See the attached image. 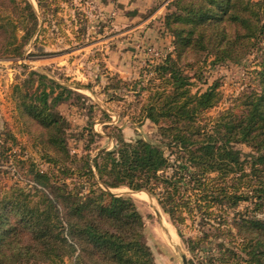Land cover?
Instances as JSON below:
<instances>
[{"label":"trees","instance_id":"trees-1","mask_svg":"<svg viewBox=\"0 0 264 264\" xmlns=\"http://www.w3.org/2000/svg\"><path fill=\"white\" fill-rule=\"evenodd\" d=\"M0 2L12 8L0 14L3 57L22 59L30 44L39 54L27 58L52 55L45 48L53 28L69 43L63 52L77 49L78 20L70 17V35L62 30L67 0ZM168 6L162 25L173 37L172 50L134 83L148 92L138 122L157 127L156 142L118 135L113 150L94 158L71 155L70 125L59 106L82 96L38 71L14 86L19 112L43 132L50 168L29 170L40 187L30 195L12 188L0 197V264H156L136 204L110 191L122 187L156 199L193 257L190 264H264V55L258 89L240 96V111L227 109L209 121L204 114L220 102L218 85L193 93L181 64L202 57L213 65L240 61L264 37V4L171 0ZM145 73L151 77L143 86ZM110 80L107 89L129 86L117 75Z\"/></svg>","mask_w":264,"mask_h":264},{"label":"rangeland","instance_id":"rangeland-1","mask_svg":"<svg viewBox=\"0 0 264 264\" xmlns=\"http://www.w3.org/2000/svg\"><path fill=\"white\" fill-rule=\"evenodd\" d=\"M254 1L264 4V0ZM32 2L36 6L35 0ZM170 2L171 0H155L153 6L144 9L142 14L147 17L154 14L163 4L167 5V10L155 26L158 31L156 41L160 40V43L151 41L139 47V52L145 57L142 68L135 77L125 80L129 86L120 84L119 90L107 89L110 78L115 75L124 80L119 74L109 70L106 60L108 54L116 47L117 41L130 39L134 42L139 39L142 42L146 37L144 33L138 36L120 35L112 27L114 19L100 15L98 1L67 0L61 3V7L65 9L62 16L67 23L62 30H66V34L70 35V17L78 20V30H82L77 49L63 52L70 48L69 43L63 35L60 37V34H52L50 31L53 28L46 34L50 46L46 47L45 51L52 53L50 56L27 58L30 53L39 54L32 44L26 48L22 59L12 60L0 53V197L12 188L22 189L26 195H30L32 187H40L32 180L29 170L32 166L43 172L50 168L43 158L41 128L23 117L13 100L14 86L20 84L31 71L41 72L82 96H75L70 102L59 106V111L70 125L68 146L71 155H89L94 158L100 150H113L118 145V135L128 142L138 139L156 142L157 127L149 121L138 122V112L147 99L148 92H139L140 87H134V83L140 79L142 69L148 70V64L157 62L172 50L173 37L162 25ZM11 9L8 2H0V14H10ZM53 24L56 25L55 22ZM71 39L73 40L72 36ZM253 44L248 53L237 62L228 61L213 65L212 58L206 60L207 58L202 57L199 60L190 58L181 63L186 74L191 77L193 93L204 92L213 84L218 85L220 102L204 114L205 121L213 119L227 109L240 111V96L258 89L257 71L264 55V37L254 40ZM150 77L149 73H145L143 86L147 85ZM78 84L87 86L88 89H83ZM102 112L108 116H103ZM88 128L98 134L99 138L92 139L88 135ZM237 148L243 153L250 152L244 145H238ZM110 191L129 198L136 204L144 218L146 241L156 264H190L193 257L155 198L144 191L134 192L127 187ZM31 194L33 195V192ZM246 206L247 204H242L237 211L243 212ZM64 264H72V261L67 260Z\"/></svg>","mask_w":264,"mask_h":264},{"label":"crops","instance_id":"crops-1","mask_svg":"<svg viewBox=\"0 0 264 264\" xmlns=\"http://www.w3.org/2000/svg\"><path fill=\"white\" fill-rule=\"evenodd\" d=\"M100 4V15L105 18L114 19L112 27L122 36L132 34L138 36L145 34L146 40L117 41L116 47L108 54V67L110 71L119 74L124 80L131 79L142 68L144 55L139 52V47L155 41L160 43L156 24L167 10V5L163 4L150 16H143L144 9L154 5L155 0H92ZM145 17V18H144ZM158 20L156 21V19ZM142 36V35H141ZM136 39V38H135ZM151 39V40H150ZM142 44H141V43ZM144 43V44H143ZM135 50H134V48ZM137 49V50H136Z\"/></svg>","mask_w":264,"mask_h":264}]
</instances>
